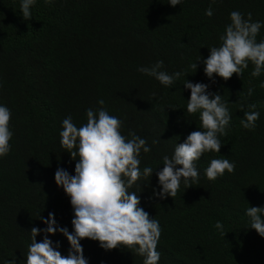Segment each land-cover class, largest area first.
I'll return each instance as SVG.
<instances>
[{
  "label": "trees",
  "instance_id": "obj_1",
  "mask_svg": "<svg viewBox=\"0 0 264 264\" xmlns=\"http://www.w3.org/2000/svg\"><path fill=\"white\" fill-rule=\"evenodd\" d=\"M167 2L36 0L32 19L25 21L21 0H0V105L11 110L13 132L11 150L0 161V264L5 259L25 264L30 223L47 227L40 216L52 212L59 226L73 230L70 198L54 174L58 166L75 174L76 161L61 147L59 133L68 115L79 127L87 122L88 108L100 107L119 117L123 135L131 139L134 132L151 148L141 151L140 167H152L153 175L129 191L140 194L141 207L162 228L159 264H264V237L249 227L246 215L248 207L264 206V72L253 77L249 62L241 78L214 76L212 82L202 62L209 48L221 45L233 10L245 19L250 12L253 22L260 21L256 40H264V0ZM209 7L211 17L205 15ZM158 60L164 62L161 70L184 74L164 86L137 71ZM195 62L196 72L191 68ZM186 80L209 84V92L222 95L231 114L227 135L220 137V152H207L196 161L198 184L186 189L181 181L174 198L152 197L153 189L161 187L155 172L163 168L174 140L183 143L200 130L199 112L186 111ZM241 104L244 111L260 113L254 130L241 125ZM212 159L235 162V171L208 180L205 169ZM217 221L225 235L215 228ZM43 238L40 233L36 240ZM49 239L54 246L59 241L58 250L68 254L70 245L61 233ZM80 243L89 264H143V257L124 246L105 250L87 238Z\"/></svg>",
  "mask_w": 264,
  "mask_h": 264
},
{
  "label": "clouds",
  "instance_id": "obj_2",
  "mask_svg": "<svg viewBox=\"0 0 264 264\" xmlns=\"http://www.w3.org/2000/svg\"><path fill=\"white\" fill-rule=\"evenodd\" d=\"M45 2L51 3L52 0ZM35 3L36 0H21L20 10L25 21L32 19L31 7ZM167 3L176 6L182 0H168ZM205 15L211 17L213 9H206ZM247 17L245 19L244 14L233 10L230 13L231 23L219 37L221 45L209 48V55L203 59V71L212 82L214 76L225 81L233 74L241 78L249 62L254 65L251 72L253 77H259L264 72V40H256L262 23L253 22L250 12ZM163 67L164 62L158 60L150 67H139L137 71L154 77L164 86L173 85L184 74L179 71L169 74L161 70ZM191 68L196 72L197 63H193ZM183 85L190 89L186 111L189 114L199 112L200 130L190 132L183 143H177L175 139L169 152L163 156V168L155 172L161 187L159 191L153 189L152 194V197L160 199L168 196L174 198L181 181L186 189L199 183L196 161L207 152H220L223 145L220 137L227 135L226 129L231 120L227 102L219 92H209V84L186 80ZM260 86L264 87V82ZM252 93L253 89L249 88L247 95L251 96ZM98 104L103 106L104 100H99ZM244 107L241 104L240 110L244 111ZM249 107L255 109L256 105ZM11 115L7 106L0 105L1 162L11 150ZM259 117L258 111H244L240 123L245 129L254 130ZM86 118L87 122L79 127L71 115L62 120L59 143L76 161L75 174L59 166L54 174L56 185L62 187L70 198L74 213L71 220L73 230L70 232L68 227L59 226L52 212L48 213L47 218L40 216L47 225L43 229L33 227L31 222L29 232L32 242L28 245L25 264H89L80 243L85 238L98 241L105 250L124 246L143 257V264H159L161 253L157 251V246L162 228L159 221L141 207L140 194L129 191L139 181H147L153 175L155 170L152 167H140L141 151L148 153L151 148L145 138L134 132L130 133L131 139L123 135V122L119 117L110 115L104 107L96 110L88 108ZM153 143L158 141L154 140ZM235 167V162L228 159H212L205 174L208 180L215 181L225 171L233 173ZM246 215L250 217L249 227L264 237V206H250ZM215 228L221 235L226 234L220 221L216 222ZM57 232L69 242L67 255H62L58 250L59 241L54 246V242L49 239L50 234L55 235ZM40 233H44V238L37 242L36 237ZM3 264H16V260L5 259Z\"/></svg>",
  "mask_w": 264,
  "mask_h": 264
}]
</instances>
